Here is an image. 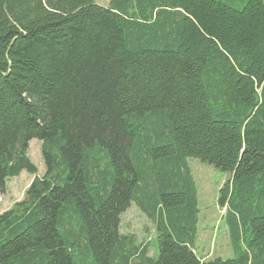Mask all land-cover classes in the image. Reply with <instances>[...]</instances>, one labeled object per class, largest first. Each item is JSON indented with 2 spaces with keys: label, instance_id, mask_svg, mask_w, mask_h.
<instances>
[{
  "label": "trees",
  "instance_id": "1",
  "mask_svg": "<svg viewBox=\"0 0 264 264\" xmlns=\"http://www.w3.org/2000/svg\"><path fill=\"white\" fill-rule=\"evenodd\" d=\"M32 138L0 264H264V0H0V194ZM188 157L228 173L232 257L196 254Z\"/></svg>",
  "mask_w": 264,
  "mask_h": 264
},
{
  "label": "rangeland",
  "instance_id": "2",
  "mask_svg": "<svg viewBox=\"0 0 264 264\" xmlns=\"http://www.w3.org/2000/svg\"><path fill=\"white\" fill-rule=\"evenodd\" d=\"M108 1L96 0L101 5H107ZM40 143L38 139L32 138L27 147V156L36 166L37 173L32 175L22 170L17 176L6 179V187L0 194V214L11 208L15 202L21 201L33 179L43 175L45 166L41 156ZM187 163L197 195L196 254L202 259L232 257L233 251L229 244L223 218L225 210L220 208L217 203L219 189L228 178V173L195 157H188ZM119 229L123 234L133 235L136 242L146 243L149 256H157V240L153 224L134 203H130V206L120 215Z\"/></svg>",
  "mask_w": 264,
  "mask_h": 264
}]
</instances>
